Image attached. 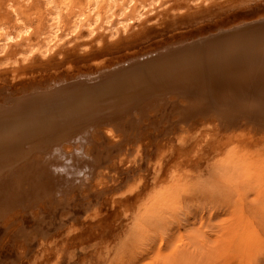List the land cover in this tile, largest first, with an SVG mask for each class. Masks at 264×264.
Listing matches in <instances>:
<instances>
[{"label":"rangeland","instance_id":"374dc122","mask_svg":"<svg viewBox=\"0 0 264 264\" xmlns=\"http://www.w3.org/2000/svg\"><path fill=\"white\" fill-rule=\"evenodd\" d=\"M65 1L70 12L86 11L87 0ZM8 2L34 23L28 40L44 34L50 11L46 0H0V17L10 16ZM103 6L101 1L94 11L102 14ZM263 16L264 0H159L126 25L120 23L123 16L117 17V24L112 20L96 23L92 35H87L82 26L76 37L66 36L46 55L35 51L26 61L21 60L19 52L27 40L24 38L0 53V106L7 107L15 105L7 99L22 93L31 95L35 91L41 95L43 89L54 86L63 95L71 89L66 84L76 83L77 79L90 81L84 78L98 77L131 59L159 52H172L168 59H163L166 62L175 55H196L203 61L196 67L198 70L188 74L177 72L180 83H158L145 101L128 97L121 89L101 91L104 94L92 97L96 100L92 106L80 110L86 99L76 102L73 96L64 98L51 106L58 111L51 123V137H42L44 133L40 131L34 141L23 138L20 148L0 156V165L17 158L28 163L38 161L40 175L45 173L43 159L46 157L45 163L53 159L46 156L54 153L52 148L64 153L78 150L81 156L99 161L97 169L88 173L79 168V178L75 172V181L54 191L42 189L47 179L42 174L41 185L32 188L34 191L27 187L25 196L11 204L14 209L9 206L10 213L7 208L4 212L1 209L0 264H264V91L253 90L251 95L247 91L209 92L212 84L205 78L198 89L190 87L188 92L186 87L192 86L188 78L197 76L207 60H215L209 57L210 50L204 52L206 49L220 51L222 60L233 58L231 48L235 44L246 48L244 39L248 35L221 38L199 49L178 51L219 33L217 29L229 31L235 28L234 24L239 27L245 22H262ZM251 56L252 53L243 55L242 59L249 60ZM144 66L130 71L138 69V74H134L143 75L147 63ZM13 69L19 72L14 78L10 77ZM130 74L119 77L117 83L127 81ZM92 83L88 82L95 85ZM92 87L87 90L95 88ZM166 97L169 100L162 99ZM139 100L141 103L136 105ZM131 107L135 108L131 111ZM33 111L17 116L10 111L15 120L7 122L15 127L18 120L39 117ZM96 114L100 121L116 115L121 118L110 125L100 121L90 124ZM83 115L86 116L81 118ZM78 124L79 131L75 129ZM63 126L74 131L59 137L57 132ZM105 127L113 128V137L105 134ZM11 133H6V140H14ZM56 137L59 138L45 141ZM135 150L138 152L130 156ZM98 152L99 158L94 159ZM62 170L61 178L66 172ZM96 170L103 178L100 186H94L92 176ZM67 172L70 174L71 170ZM57 173H53V178ZM37 181L31 186L37 185Z\"/></svg>","mask_w":264,"mask_h":264},{"label":"bare ground","instance_id":"6f19581e","mask_svg":"<svg viewBox=\"0 0 264 264\" xmlns=\"http://www.w3.org/2000/svg\"><path fill=\"white\" fill-rule=\"evenodd\" d=\"M101 1L104 2V6H103L104 11L103 12L101 11L102 14L94 11L96 9L97 5ZM147 1H148L147 4H144L143 1H141V0H87L85 3L86 4V11H84V12H79V11L78 12L77 11L76 12H70L68 10V4L65 0H46V2H45L46 5L50 6V7L48 6L50 11L48 14L49 20H48L47 25L45 26L46 29L44 31V34L38 36L39 38H32L31 37L32 38L31 40L30 39L28 40V37L30 36L32 29L34 28V26H33L34 23L27 20L25 18V16L22 14V12L16 10L13 7V4L8 2L6 7L8 10L7 12L10 14V16L6 15V17H0V53H4L5 49L8 48V46L10 44L15 43L20 38H24L25 40L26 39L27 40H26V42L23 43L24 49L19 52L21 60L26 61L29 58V56L34 54L35 51H39V53L46 55V53H48L52 49V47L56 46V44H58V42L63 40L66 36H72L71 38L76 37L77 33L79 32V30L82 26H84L86 28L87 35H92L95 31V26L97 25L96 23L107 24V23H111L112 21H115L114 24H117L118 23L117 17L123 16V19L120 20V23H125V25H126V23L128 21H130L133 17H139V16L143 15L144 11L146 9H148L150 6H152L154 3H156L159 0H147ZM247 23H249V22H245L244 24L243 23L242 24L246 25ZM242 24H241V26H242ZM123 26H124V24H123ZM9 27H10V29H9ZM232 27L236 28L237 26H235V24H234V26H232ZM229 28H231V27H229ZM222 29L221 28L217 29V31L220 30V32H223V33L226 32V30L224 31ZM254 33H256V32H254ZM258 33H261L258 37H256L255 34L252 35L251 33L250 34L249 33L248 34H242V35H248L247 40L244 39V43H247L246 44L247 47L243 48L239 44L238 45L235 44V46H233L230 50V53H233V58H228V59L222 60V59H220V57H221L220 51L219 52L214 51V49H212V48L206 49L204 52L210 50L212 53L210 54L209 57H213V59H215V60H212V59L207 60L206 66L204 65L205 66L204 69L201 70V72L197 76L192 75L193 74L192 73L191 74L192 77L188 78L190 75L187 77L189 81H192V83H191L192 86L191 85H188L189 87L186 86L187 88H189L188 92H190L191 89L200 88L201 85L199 86V84L201 83V81H203L204 78L208 79L210 85L212 84L211 88H210L211 91H209V92L236 91V93L241 94L240 92L247 91L251 95V93H253V90L264 91V27H262L261 31ZM205 37L208 38V37H211V35H207ZM252 37H253V39H252ZM207 44H209V43H207ZM227 48H230V46ZM240 49H242V50H240ZM237 50H239L240 52H237ZM251 53H252V56L249 60L242 59L243 55H249ZM172 55H174V54H172ZM174 57H176V58L171 59V61L173 60V62L171 64L165 65L166 63H170L171 61L166 62V61L161 60V62H158V61L152 62V64L153 63H158V64L155 66H151V67H148L150 65L149 62L151 61V60H148L147 67H146V69H144V70H147L146 73H143V75H136V74H138V73L134 74V72H136V71L131 72L130 76L128 75L129 77L126 79L127 81H125V79H124L125 82L116 83V85H114L113 88L115 91L109 87L112 84L107 85L106 88L102 87L101 89H98V90L95 89L97 87L92 85L95 88L92 87L93 89H91L89 91L85 90L87 93L84 96L77 97L75 101L76 102L77 101H83L86 99L84 106H83V109H80V110H84V109H86V106H89V105L92 106L93 105L92 102L96 101L95 98L92 99V97H94L98 93L104 94V93H101V91H106L105 93H107V92L110 93V92H116L117 90H120V89H121V91L127 92L126 96H128V97H133V99H134V97H139L141 100L144 98L143 101H145L146 100L145 98L148 97V93L149 92L152 93L155 90L154 87L156 85H158V83H161V82H173V84H175L177 82L180 83L182 81L180 79H178L177 72L183 71L184 72L183 74H188L189 72L198 70L196 67H198L199 63L203 62V61H200L201 59L198 58L196 55H194L192 57H188V58H185L183 56L180 57L179 55H175ZM175 59H177V60H175ZM204 59H206V58H204ZM144 65L146 66V64H144ZM104 71H105V69H104ZM138 71H140V70H138ZM99 72H101V71H99ZM18 74H19V72L16 69H13L10 71V77H12V78L17 76ZM79 80H82V79L80 78ZM204 82H206V80ZM47 83H49V82H47ZM92 84H94V83H92ZM181 84L184 86V83H181ZM182 85H179V86H182ZM29 86H31V85H29ZM33 86H35V84ZM40 86L42 88L44 87L43 84ZM245 86L248 88H245ZM165 87H167V85ZM190 87H191V89H190ZM206 87H205V89H206ZM243 88H245L247 90H241ZM24 89H26V88H24ZM32 89H34V88H32ZM149 89H154V90L150 91ZM158 89H160V88H158ZM184 89L185 88H183V90ZM146 91H148V92H146ZM165 92H166V89H165ZM27 93L29 94V92H27ZM27 93H26V95H27ZM158 93H160V92H158ZM161 93H162V90H161ZM179 93L180 92H178V94ZM249 93L246 95H249ZM22 94H24V93H22ZM32 94H38V93L37 92L35 93V91H34V92H32ZM194 95H192V96L194 97ZM104 96L105 95H103V97ZM106 96H107V94H106ZM261 96H263V95H261ZM153 97L154 96L152 95V98ZM72 98L75 99L74 96ZM87 98H89V99L87 100ZM120 98H121V96H120ZM189 98H191V96ZM189 98L187 100H189ZM162 99L166 100V101L169 100L168 97H166L165 99L164 98H162ZM97 101H99V100L97 99ZM136 102H137V100H136ZM158 102H159V100H158ZM133 103H135V101ZM150 103H154V101L150 102ZM180 105H182V104H180ZM205 105L207 106L206 103H205ZM64 106H67L66 103H64ZM133 106H135V104H133ZM202 106H203V104H202ZM104 107H106V106H104ZM104 107H102V108H104ZM106 108H108V106ZM106 108H104V109H106ZM122 108H124V107H122ZM144 108H146V107H144ZM34 111H35V114H33L34 116L36 114H40L41 116L39 115V117H37V118H32V117L27 118L28 115L24 114V115H26L25 118H27L28 120H26V121H19L18 120L16 122L17 126H15V127L12 125L10 126L9 122H7V120L14 121L15 120L14 115H12L11 113H5L4 112L5 114H2L0 116V156H4L5 153H8L13 148H20L22 145L21 140L23 138H25L27 140H32L33 138H37L38 132H40V131H41V133H42V131L44 133V135H41L42 137L49 138V136L50 137L52 136L50 134V132L53 128V125L51 123H53V120H54L53 117H54V115H57L58 111L57 110H56V112L53 111L52 107L49 109V111H46L45 109H39L38 111L37 110H34ZM34 111H33V113H34ZM108 111L110 112L111 110H107L106 112H108ZM71 112H72V110H71ZM192 112H194V109ZM92 114L94 115L93 112H92ZM108 114H110V113H108ZM161 114H162V112H161ZM181 114H182V111H181ZM186 114H188V113H186ZM102 115H104V113ZM84 116H86V115H83V117H81V118H84ZM117 116L118 115L114 116L113 118H104V120L101 119L102 121H100V122H101V124L105 123L104 125H107V124L110 125V123H112L115 119L120 120L121 117L119 116L120 117L119 118ZM134 117H136V116H134ZM76 118L80 119L79 117H76ZM72 122L74 123V122H76V120H74ZM89 123H91V121ZM74 125H75V123H74ZM78 126H79V124H78ZM72 127H73V125H72ZM112 127L116 129L118 126H112ZM6 129H9L8 131L12 132L11 137H13L14 140H12V138H11V140L8 138L10 141L6 140V133H8V131ZM112 129L107 127L106 130L104 131L105 134L113 137V134L111 132V131H113ZM119 129L117 128V131ZM55 130H54V133H55ZM90 130L93 131V129H90ZM90 130H89V132H90ZM70 132H72V131H70ZM86 132H88V131H86ZM54 133H53V135H54ZM141 133H144V132L142 131ZM168 133H170V132H168ZM66 137H67V135H66ZM147 138H149V137L147 136L146 140H147ZM77 139H79V138H77ZM33 141H34V139H33ZM37 141H40V140H37ZM45 141H48V139ZM67 143L68 142H66V144ZM74 143L76 144V141ZM61 146L63 147V145H61ZM57 147H59V145ZM52 149L53 150L51 151V149H50V151L54 152V153H48L49 150L46 149L47 153L49 154L48 155L46 153L47 154L46 156H49L50 158H53V159L48 160L50 163H45L44 159L46 157L43 159L44 164H46V165H44V164L42 165L45 173L42 172L43 169L41 168L40 169L41 170L40 172H42L41 175L39 173V168H38V167H40L39 166L40 162H38V161H36V163L33 161L31 163L30 162L28 163V161L25 159H24L25 160L24 161L23 159L17 158L16 160L11 159L8 163L6 162V164L0 165V212H1V209H2V212H4V211H6V209H4V208H7V213H10V212H8L9 206L12 203L14 205L17 200H20L23 196H25V191H26L27 187L30 190H32V188H36V187L38 188L40 181H41L40 177L42 176V174L44 175L45 178H47L43 183L44 185L41 186L42 189L45 190L47 188L48 190L54 191V189L56 190L57 188H60L61 186H63L65 183H69V182H71V180H74L73 177L76 176L75 172L77 174V178H79L78 176L80 174L77 173L79 171V168L83 167V170L86 169L89 173V171L97 169V167L99 165L97 163L98 159H95V158H99L100 152L96 153V155L94 157L95 160H92L89 157L87 158L86 155L81 156V154L78 152V150L74 151V153H72V152L71 153H68V152L64 153L63 151L59 150V148H58V150H57V148H55V150H54V148H52ZM16 151H17L16 154H18L19 151L17 149H16ZM137 152H138L137 150L132 151L130 156H132L133 154H135ZM77 155H80L81 157H83V158L85 157V158L83 160H81V159H79L80 157H78ZM0 161H3V160H0ZM37 164H39V165H37ZM84 167H86V168H84ZM53 169H54V172H52ZM62 169H65L66 172H65V174H62V176L64 175V177L61 178L60 174L63 171ZM70 170H71V172H69L70 174H68L67 171H70ZM28 172H30V173H28ZM53 173H57V175H55L54 178H53V175H54ZM94 174L95 175H93L94 177L92 176V178H94L93 182H94V186H96V185L100 184V182H101L100 180L103 178H102L100 172H97V170H96V172H94ZM35 178H37L36 180H38V181H37V185H34V187H33V186H31V183L36 181ZM89 178L91 179V177H89ZM91 180H93V179H91ZM90 181H89V183H90ZM32 191H34V190H32ZM53 194H54V192H53ZM56 200H58V199H56ZM27 203L30 204V202H27ZM17 204H19V203H17ZM10 208L14 209L12 207V205ZM0 216H3V215H0Z\"/></svg>","mask_w":264,"mask_h":264},{"label":"water","instance_id":"95a60500","mask_svg":"<svg viewBox=\"0 0 264 264\" xmlns=\"http://www.w3.org/2000/svg\"><path fill=\"white\" fill-rule=\"evenodd\" d=\"M262 27H264V21L252 23L251 25H249V24L242 25V26L236 27V28H234L232 30H229V31L227 30L224 33L223 32H219V33H217L215 35H211V37L202 38L198 42H194L192 44H189L184 49L180 48L181 50H178V51L191 50L190 48L199 49L200 46L205 45V44L210 43V42H214V41L219 40L221 38H230V37L231 38H236L237 36H239L241 34H248V32H250L252 35L255 34V36L258 37L261 34V33H258V32L261 31ZM254 32H256V33H254ZM252 39H253V37H252ZM173 52H175V51H173ZM171 53L172 52L167 53V51L166 52H159V53L148 55V56H145V57H142V58L131 59V60L127 61V63H125V64H121L119 66H116V67H113L111 69H108L107 72H103L101 75H104V76L98 75V77L100 76V78H101L100 80L96 79V78H98L96 76L85 78V79H91L90 81L77 79L76 82L77 83L79 82L78 84H76L75 82H71V83H69V85L66 84V86H69V88H71V89L67 90L66 92L63 91L64 92L63 95L61 94L62 92L57 91L55 89V87L53 86V88L46 89L47 91L43 90L41 95H39V94H31V95H23V94H21L18 97L7 99L9 102L13 101L14 102L13 104H15V105H12V106H9V107L1 105L0 106V116L2 114H5L4 112L10 113V111L12 113L16 114L15 116H17L18 113L20 114L22 112H27V111H30V110H32V111L33 110H37L38 111L39 109H45V110L49 111L51 106H54V105H57V104L61 103L64 98H70L72 96L77 98L79 96H84L87 93L84 90H87L88 88L90 89L91 86H92V85L88 84V82L90 83L91 81L94 84H96V85H93V86H95L97 88H102L104 86L112 84L109 87L114 90L113 87H114V85H116V83L119 81L120 78L122 79V78L126 77L125 75H127L128 73L136 71V70L130 71L131 68H134V67L139 68L140 66L146 64L148 62V60H150V59H152L153 62L161 61L164 58H167V56L171 55ZM157 64L158 63H153L152 65L150 64L148 67L155 66ZM137 72H139V71L137 70L135 73H137ZM107 73H109V74H107ZM109 75H111L109 79L105 78V77H109ZM84 82L87 83V84H83ZM113 82H115V83H113ZM70 84H74V85H70ZM63 86H65V85H63ZM149 90L152 91V89H149ZM48 91H50V92H48ZM45 96H49V99L43 98ZM141 101L138 102V104H136V105H139L141 103ZM135 107H133V108L131 107L132 109H130V108L129 109L133 110ZM129 109H127V110H129ZM127 110H124V111H127ZM123 114H121V116H123ZM99 119H100V116L95 115L93 118H91V120H90L91 123L90 124H92L93 122L94 123H98ZM63 127L64 128H61L60 131L57 132L59 137H62L63 134L65 135L66 133H69L68 131H70V130L74 131L73 128L69 129V128L65 127V126H63ZM76 127H75V129L76 130L78 129V131L81 129L80 128L81 126L80 127L78 126L77 128ZM59 137L50 139L48 141H52V140L58 139Z\"/></svg>","mask_w":264,"mask_h":264}]
</instances>
